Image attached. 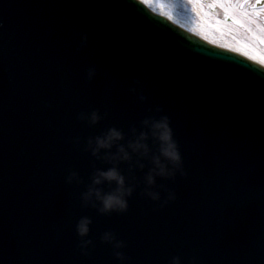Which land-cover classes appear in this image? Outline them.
<instances>
[{
  "label": "water",
  "instance_id": "obj_1",
  "mask_svg": "<svg viewBox=\"0 0 264 264\" xmlns=\"http://www.w3.org/2000/svg\"><path fill=\"white\" fill-rule=\"evenodd\" d=\"M0 25V264H119L105 232L125 242L130 264H264L263 67L138 0H0ZM92 110L95 125L80 119ZM165 115L186 177L157 178L152 201L150 162L141 170L134 157L119 164L134 187L127 212L82 203L94 172L111 166L87 140L110 127L127 140ZM168 191L176 199L164 204Z\"/></svg>",
  "mask_w": 264,
  "mask_h": 264
},
{
  "label": "clouds",
  "instance_id": "obj_2",
  "mask_svg": "<svg viewBox=\"0 0 264 264\" xmlns=\"http://www.w3.org/2000/svg\"><path fill=\"white\" fill-rule=\"evenodd\" d=\"M149 0H140V3H148ZM152 11H158L162 17H166L171 24L178 29L188 33L198 34L200 29L199 17L192 12L190 0H158L157 7ZM2 26V25H0ZM81 43H87V34H81ZM95 74V69L89 70V79ZM140 81H134L136 87L130 88V92L137 94ZM141 100L144 97L140 94ZM106 115V113H105ZM80 119L88 124L95 125L101 119L99 110H92L90 113H81ZM143 129L133 128L130 138L126 140V134L116 128L110 127L95 137L89 138L86 142L85 150L90 152L97 159L107 160L111 166L97 169L91 177L90 184L80 194L82 203L85 205H99L101 214L113 212L125 213L129 208V197L133 195L134 187L128 182L126 176L120 171V163H133L141 170L145 168L143 161L148 160L150 167L145 173V183L148 186L146 195L152 200L161 201V192L157 189V178H174L177 172L186 177L184 171L183 157L179 146L173 139L172 128L169 118L161 116L159 119L147 118L143 121ZM155 141L158 145V152L152 153L149 141ZM78 180L75 172L70 173L66 178V183L72 184ZM104 185H112L111 191H105ZM163 187V186H161ZM176 194L173 191L167 192V199L164 204L174 201ZM163 206V204L161 205ZM92 220L87 216H82L76 223V235L80 240L79 248L83 255L88 256V249L93 246L91 239H88ZM102 240L112 247L114 258L119 264H130V258L122 251L126 244L113 232H105ZM171 264H181L180 257H173Z\"/></svg>",
  "mask_w": 264,
  "mask_h": 264
},
{
  "label": "snow or ice",
  "instance_id": "obj_3",
  "mask_svg": "<svg viewBox=\"0 0 264 264\" xmlns=\"http://www.w3.org/2000/svg\"><path fill=\"white\" fill-rule=\"evenodd\" d=\"M190 2L193 14L199 17L200 29L207 25L222 31L223 28L230 26L228 22L231 21V25L243 28L252 40L264 46V0H190ZM217 11L222 13L223 20L213 15ZM209 21H214V24ZM201 35L205 39L208 38L203 31ZM261 62L264 63V57Z\"/></svg>",
  "mask_w": 264,
  "mask_h": 264
},
{
  "label": "rangeland",
  "instance_id": "obj_4",
  "mask_svg": "<svg viewBox=\"0 0 264 264\" xmlns=\"http://www.w3.org/2000/svg\"><path fill=\"white\" fill-rule=\"evenodd\" d=\"M209 23L214 24V21H209ZM209 29L210 27L204 25L203 29L201 30L204 31L208 35V37H211L212 39L215 40H219L221 42H225L228 45L245 52V34L242 30L237 29L232 25H230L227 28H223V30L219 31L218 33L217 32L214 33Z\"/></svg>",
  "mask_w": 264,
  "mask_h": 264
},
{
  "label": "flooded vegetation",
  "instance_id": "obj_5",
  "mask_svg": "<svg viewBox=\"0 0 264 264\" xmlns=\"http://www.w3.org/2000/svg\"><path fill=\"white\" fill-rule=\"evenodd\" d=\"M216 13H217L219 19L223 20L222 13H220L218 11ZM238 29L243 30V32L245 34V52L248 51V53L250 52V54L257 55L262 60V57H264V46H261L258 42L252 40L249 33L246 32L243 28L238 27Z\"/></svg>",
  "mask_w": 264,
  "mask_h": 264
},
{
  "label": "bare ground",
  "instance_id": "obj_6",
  "mask_svg": "<svg viewBox=\"0 0 264 264\" xmlns=\"http://www.w3.org/2000/svg\"><path fill=\"white\" fill-rule=\"evenodd\" d=\"M148 3H149L150 5H152V7H150L151 9L157 7V3H156L154 0H149ZM156 12H158V11H156ZM158 13H159V12H158ZM210 29L213 30L214 32H219V31H217V30L215 29V27H210ZM201 31H202V30L199 29V33L196 34V35H198V36L204 38V36L201 35ZM203 32H204V31H203ZM204 34L207 35L205 32H204ZM207 37H208V35H207ZM208 39H209V41H211V42L214 41L213 43H215V44H218V45H220V46H222V47H226V48L232 49V50H234V51H236V52H239V53L245 55V52H244V51L239 50V49H236V48H234V47L228 45V44L225 43V42H221V41H218V40H213V39H211V38H209V37H208ZM249 58L252 59V60H254V61H257V62L260 63V64H263V65H264V63H262L261 60L258 59L257 57H252V56L249 55Z\"/></svg>",
  "mask_w": 264,
  "mask_h": 264
}]
</instances>
